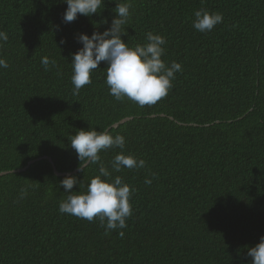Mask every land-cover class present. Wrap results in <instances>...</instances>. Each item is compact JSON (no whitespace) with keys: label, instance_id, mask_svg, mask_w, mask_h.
<instances>
[{"label":"trees","instance_id":"obj_1","mask_svg":"<svg viewBox=\"0 0 264 264\" xmlns=\"http://www.w3.org/2000/svg\"><path fill=\"white\" fill-rule=\"evenodd\" d=\"M133 2L124 41L160 34L163 59L183 67L153 105L111 96L103 61L73 95L72 54L83 46L76 37L109 28L114 0L71 23L62 0H0L9 36L0 48L9 64L0 69V172L47 157L0 176V264H251L247 248L264 236V0ZM202 9L223 16L208 33L193 27ZM43 56L58 67L45 71ZM92 127H112L126 138L124 153L146 161L113 173L135 189L126 229L59 212L68 195L60 181L75 176L86 187L99 174L98 165L78 170L68 139ZM120 151L101 159L110 168ZM146 177H155L151 185Z\"/></svg>","mask_w":264,"mask_h":264},{"label":"clouds","instance_id":"obj_2","mask_svg":"<svg viewBox=\"0 0 264 264\" xmlns=\"http://www.w3.org/2000/svg\"><path fill=\"white\" fill-rule=\"evenodd\" d=\"M67 4L63 15L65 23H71L80 15L92 17L105 8V0H62ZM116 7L113 12L116 16L112 19L111 26L102 33L94 31L91 36L80 33L77 42L83 46L72 54L73 95H78L80 90L92 83V77L98 70L101 62H107L105 83L109 94L117 101L125 99L137 103L139 106L153 105L166 97L173 88L176 73L182 72L181 63L173 61L170 65L163 59L166 54V37L153 32L146 33V43L130 46L122 37L127 36L125 27L133 14V0H114ZM193 27L201 32L208 33L216 25L223 22L219 12L198 10L194 13ZM107 23V20L104 21ZM9 40L6 31L0 30V48ZM61 43H66L61 41ZM41 65L45 71L58 67L55 58L43 56ZM7 60L0 55V69H7ZM70 146L77 153L80 161L78 170H83L87 165H98V175L90 179L86 185L75 176H68L60 181L67 198L59 203V212L68 214L88 222L99 219L106 231L127 228V219L133 215L132 195L135 189L123 182L120 176L113 178V173H119L124 168L144 169L146 161L133 155H126L124 149L126 138L121 134L113 135L105 128L97 131L80 129L75 135L68 137ZM120 149L109 162L110 168L104 164L100 153ZM89 168V167H88ZM153 177L152 179H154ZM152 179L145 178V184L151 185ZM79 185V191H72ZM31 185L20 189V199L29 195ZM207 212V211H206ZM106 222V223H105ZM119 236L124 237V231H119ZM247 256L251 264H264V236L253 247L247 248Z\"/></svg>","mask_w":264,"mask_h":264},{"label":"water","instance_id":"obj_3","mask_svg":"<svg viewBox=\"0 0 264 264\" xmlns=\"http://www.w3.org/2000/svg\"><path fill=\"white\" fill-rule=\"evenodd\" d=\"M127 120H128V119H123V120H121L120 122L114 124L113 127H114V128H117V127H119L120 124L125 123ZM111 128H112V127H111ZM111 128H109V130H110ZM42 158H47V157H42ZM42 158H38V159H36V160H40V159H42ZM36 160H32V161H30L25 167H23V168H21V169L13 170V171H4V172H0V176H2V175H7V174H9V173H13V172H23V171H26V170L31 166V164H33ZM50 160H51V159H50ZM51 161H52V160H51ZM76 171H78V170H76ZM55 172H56L57 175H66L65 173H61V172H59L57 169H55Z\"/></svg>","mask_w":264,"mask_h":264}]
</instances>
